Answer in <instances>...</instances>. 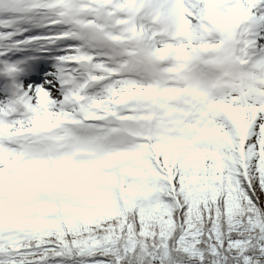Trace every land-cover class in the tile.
<instances>
[{"label":"snow or ice","instance_id":"1","mask_svg":"<svg viewBox=\"0 0 264 264\" xmlns=\"http://www.w3.org/2000/svg\"><path fill=\"white\" fill-rule=\"evenodd\" d=\"M0 264H264V0H0Z\"/></svg>","mask_w":264,"mask_h":264}]
</instances>
